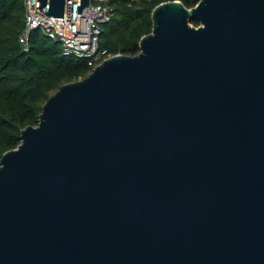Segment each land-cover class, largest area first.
Wrapping results in <instances>:
<instances>
[{
    "label": "water",
    "instance_id": "obj_1",
    "mask_svg": "<svg viewBox=\"0 0 264 264\" xmlns=\"http://www.w3.org/2000/svg\"><path fill=\"white\" fill-rule=\"evenodd\" d=\"M64 4L38 9L69 32ZM153 20L3 155L0 264H264V0Z\"/></svg>",
    "mask_w": 264,
    "mask_h": 264
},
{
    "label": "trees",
    "instance_id": "obj_2",
    "mask_svg": "<svg viewBox=\"0 0 264 264\" xmlns=\"http://www.w3.org/2000/svg\"><path fill=\"white\" fill-rule=\"evenodd\" d=\"M175 0H110L114 15L103 25L100 48L109 56H136L144 35L153 32V10ZM192 8L198 0H180ZM24 0H0V163L17 148L22 130L37 126L47 99L64 84L88 76L94 69L85 59L66 56L62 45L40 28L28 44L20 37L25 26ZM200 25L192 18L191 24Z\"/></svg>",
    "mask_w": 264,
    "mask_h": 264
},
{
    "label": "built area",
    "instance_id": "obj_3",
    "mask_svg": "<svg viewBox=\"0 0 264 264\" xmlns=\"http://www.w3.org/2000/svg\"><path fill=\"white\" fill-rule=\"evenodd\" d=\"M24 2L26 17L20 37L21 43L27 45L34 31L40 28L50 38L61 43L64 55L85 59L94 68L110 57L106 49L100 48L102 27L110 22L114 15V6L110 0H92L81 13H78L79 0H72L71 21L67 14L69 0H65L64 15L72 38L65 23H57L38 9L39 0H36L35 7H32L33 0H24Z\"/></svg>",
    "mask_w": 264,
    "mask_h": 264
}]
</instances>
